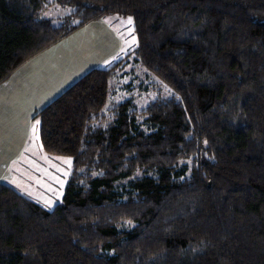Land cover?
I'll list each match as a JSON object with an SVG mask.
<instances>
[{
	"label": "trees",
	"instance_id": "1",
	"mask_svg": "<svg viewBox=\"0 0 264 264\" xmlns=\"http://www.w3.org/2000/svg\"><path fill=\"white\" fill-rule=\"evenodd\" d=\"M46 1L0 0V82L92 20L121 46L32 116L38 157L0 182V264H264V0H54L58 24ZM131 55L177 97L145 129L129 99L103 127Z\"/></svg>",
	"mask_w": 264,
	"mask_h": 264
},
{
	"label": "rangeland",
	"instance_id": "2",
	"mask_svg": "<svg viewBox=\"0 0 264 264\" xmlns=\"http://www.w3.org/2000/svg\"><path fill=\"white\" fill-rule=\"evenodd\" d=\"M71 11V7L59 5L55 3L54 0H48L39 10L38 16L50 18L53 20L54 24H58L60 23L61 19ZM97 24H104L106 27H108L106 22L102 19H98L97 21L92 20L89 24L92 27L88 28V42L90 41L92 30L97 26ZM69 35L62 37L58 41L68 37ZM62 42L69 44L68 39L63 40ZM62 42L57 43L56 45H53L44 51L42 50V52L35 57V73L37 76L41 75L42 69L46 61H48L47 59H52L59 55V48L63 45ZM114 62H117L119 66L118 70L116 71V76H114V78L111 80L107 102L102 109L101 113L103 115L100 117L99 124L105 127L114 118L112 108L118 103L129 99L132 102L134 110L137 112V122L143 129H145L147 124L145 122V116L142 114V112L146 106L157 99L165 100L167 98L177 96L174 94L173 90L169 88L163 81L150 73L143 65L137 62L133 55L124 59L117 58V60ZM15 76L16 73L10 77V80H12ZM55 79L56 75L53 73L50 76L40 78L36 82V85H38L41 80L51 83ZM38 87L41 86L38 85ZM38 87L37 89L31 90V95H39L36 96V100H40L41 104L47 103L50 101V99H53L54 95L58 93H52L48 91L49 94H45L43 93V90L38 89ZM19 112H21L18 117L19 120L15 122L13 128H10L9 124L6 123L10 117L4 113L3 107L0 109V182L12 177L10 168L11 162L20 159L23 156L26 147L33 145L31 136L34 132V128L31 111L29 110V112L26 113L21 109ZM33 146H30L29 149H31L32 155L34 154L35 157H38V155H36V151L33 150ZM21 159H25V157H22ZM124 226L131 227L133 224L125 223Z\"/></svg>",
	"mask_w": 264,
	"mask_h": 264
},
{
	"label": "crops",
	"instance_id": "3",
	"mask_svg": "<svg viewBox=\"0 0 264 264\" xmlns=\"http://www.w3.org/2000/svg\"><path fill=\"white\" fill-rule=\"evenodd\" d=\"M90 22L78 28V30L76 29L68 37L43 49L44 51L65 39L69 41V44L62 42L63 45L59 48V55L52 59H47L48 61H46L40 76L35 73V57L42 50L25 60L14 69L8 78L0 82V109L3 107L4 113L10 117L6 122L10 128H13L15 122L19 120L18 117L22 112L19 111L21 109L26 113L30 110L33 116L35 112L52 100L50 99L47 103L41 104L40 100H36V96L39 95H31L32 89H37L38 85H40L41 87H38V89H42L45 94H49L48 91L52 93L58 92L54 95L53 98H55L85 72L101 65L119 50L121 46L120 36L107 24L108 27L104 24H97L92 30L90 41L88 42V28L92 27L89 25ZM14 73H16V76L10 80ZM53 73L56 75V79L53 82L49 83L41 80L36 85L40 78L50 76Z\"/></svg>",
	"mask_w": 264,
	"mask_h": 264
},
{
	"label": "snow or ice",
	"instance_id": "4",
	"mask_svg": "<svg viewBox=\"0 0 264 264\" xmlns=\"http://www.w3.org/2000/svg\"><path fill=\"white\" fill-rule=\"evenodd\" d=\"M128 23H129V24H131V23H132V20H131V18H129V19H128ZM38 123H39V122L37 121V124H38Z\"/></svg>",
	"mask_w": 264,
	"mask_h": 264
},
{
	"label": "water",
	"instance_id": "5",
	"mask_svg": "<svg viewBox=\"0 0 264 264\" xmlns=\"http://www.w3.org/2000/svg\"><path fill=\"white\" fill-rule=\"evenodd\" d=\"M208 185H210V183H208Z\"/></svg>",
	"mask_w": 264,
	"mask_h": 264
}]
</instances>
